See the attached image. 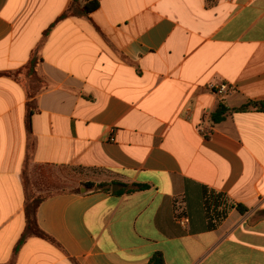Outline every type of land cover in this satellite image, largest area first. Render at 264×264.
<instances>
[{
	"label": "crops",
	"instance_id": "0c3cea01",
	"mask_svg": "<svg viewBox=\"0 0 264 264\" xmlns=\"http://www.w3.org/2000/svg\"><path fill=\"white\" fill-rule=\"evenodd\" d=\"M71 1L0 0V264H264V0Z\"/></svg>",
	"mask_w": 264,
	"mask_h": 264
},
{
	"label": "trees",
	"instance_id": "16d2710c",
	"mask_svg": "<svg viewBox=\"0 0 264 264\" xmlns=\"http://www.w3.org/2000/svg\"><path fill=\"white\" fill-rule=\"evenodd\" d=\"M99 8V3L97 0L95 1H89V0H72L67 11L60 17L59 20L68 18V17H88L89 14L96 11ZM47 33V32H46ZM45 33V34H46ZM41 62V58L37 53H33L30 57V60L28 64L18 71L13 72H5L0 73V76H5L8 78H11L17 82L22 83L23 80L21 77L23 75L26 76V78L31 79L36 76L37 66ZM28 95V113H27V124L29 126L30 123V117L32 115L31 110V99L33 98V95L31 93H27ZM30 100V101H29ZM250 109H255L259 112H264V102H249L245 105H242L239 108L232 109L233 111H248ZM231 109L227 108L226 105L220 104L218 108L211 114V122L213 124H218L222 122L225 119L226 114ZM115 185H118L120 188L118 191L114 192L115 195H122V194H131L136 191H140L146 188V186L143 185H123V184H117L113 183ZM84 187L88 190L99 192V191H105V192H111V184L106 183H86ZM76 192H79V189L75 190ZM45 197L38 196L35 197L33 200H28V203L25 205V219H26V228L25 232L22 235L19 244L23 243L27 238L35 236L43 239H50L47 235H45L37 226L36 223V209L40 202L43 201ZM238 210L240 212H244L245 209L242 207H238ZM148 264H165L164 258L161 253H155L150 258Z\"/></svg>",
	"mask_w": 264,
	"mask_h": 264
},
{
	"label": "built area",
	"instance_id": "2783aa9c",
	"mask_svg": "<svg viewBox=\"0 0 264 264\" xmlns=\"http://www.w3.org/2000/svg\"><path fill=\"white\" fill-rule=\"evenodd\" d=\"M89 1H95V0H89ZM98 1V0H97ZM210 90L214 91L216 94L219 95H224L227 94L231 88L228 85L225 84H220V85H210ZM174 221L177 225H179L182 228H187L189 225V219L187 216L181 214V213H177L174 216Z\"/></svg>",
	"mask_w": 264,
	"mask_h": 264
},
{
	"label": "rangeland",
	"instance_id": "374dc122",
	"mask_svg": "<svg viewBox=\"0 0 264 264\" xmlns=\"http://www.w3.org/2000/svg\"><path fill=\"white\" fill-rule=\"evenodd\" d=\"M70 173H73L74 175H76L79 179H87L88 178V176L90 177V173H87V172H83V171H72V172H70ZM74 187H76L75 185H69V186H67V185H60V184H58V185H56V189H72V188H74ZM52 188H54V187H52ZM44 190H46L45 189V187L43 188ZM38 197V196H37Z\"/></svg>",
	"mask_w": 264,
	"mask_h": 264
}]
</instances>
